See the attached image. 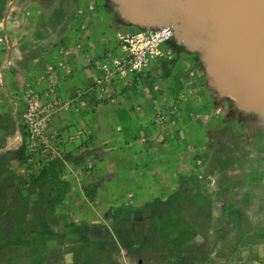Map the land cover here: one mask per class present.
Wrapping results in <instances>:
<instances>
[{"label":"crops","instance_id":"obj_1","mask_svg":"<svg viewBox=\"0 0 264 264\" xmlns=\"http://www.w3.org/2000/svg\"><path fill=\"white\" fill-rule=\"evenodd\" d=\"M75 1L33 0L31 16L21 0L7 9L8 23L30 30L19 43L64 59L40 83L66 108L52 116L53 145L26 184L1 186L0 176V264H97L98 250L106 260L110 231L156 226L148 204L173 187L185 143L201 140L208 96L193 63L170 49L133 70L123 28Z\"/></svg>","mask_w":264,"mask_h":264},{"label":"rangeland","instance_id":"obj_2","mask_svg":"<svg viewBox=\"0 0 264 264\" xmlns=\"http://www.w3.org/2000/svg\"><path fill=\"white\" fill-rule=\"evenodd\" d=\"M12 1L0 0V176L1 186L16 177L17 187H23L31 165L46 162L53 145L52 116L66 108H60L54 88H42L40 83L48 65L60 66L64 59L51 58L45 44L18 42L30 30L6 21ZM21 2L28 9L33 0ZM74 3L95 12L101 8L99 0ZM33 12L28 9L27 14ZM14 14L11 21L21 16ZM157 48L171 49L164 42ZM123 50L128 58L134 51L145 52L147 65L158 56L142 40H133ZM176 54L191 61L197 71L196 62ZM206 92L201 140L185 143L187 155L184 162L178 161L181 172L173 187L161 194V201L148 204L156 226L145 234L135 229L110 231V257L105 260L98 250L97 264H264V140L242 137L245 124L236 116L229 119L228 103L215 104ZM168 194L173 198L167 200Z\"/></svg>","mask_w":264,"mask_h":264},{"label":"water","instance_id":"obj_3","mask_svg":"<svg viewBox=\"0 0 264 264\" xmlns=\"http://www.w3.org/2000/svg\"><path fill=\"white\" fill-rule=\"evenodd\" d=\"M114 27L168 28L215 104L264 139V0H99Z\"/></svg>","mask_w":264,"mask_h":264},{"label":"built area","instance_id":"obj_4","mask_svg":"<svg viewBox=\"0 0 264 264\" xmlns=\"http://www.w3.org/2000/svg\"><path fill=\"white\" fill-rule=\"evenodd\" d=\"M171 35V31L168 28H159L152 31H136L131 28H123L117 32L118 40L122 43L123 47H127L128 44H132L133 40H142L143 45H151L155 48V55L161 56L162 49L157 48L158 44L167 40ZM133 56L129 57V63H131L132 69L141 71L142 67L147 65V56L145 52L137 54L136 51ZM46 150V148H44Z\"/></svg>","mask_w":264,"mask_h":264},{"label":"flooded vegetation","instance_id":"obj_5","mask_svg":"<svg viewBox=\"0 0 264 264\" xmlns=\"http://www.w3.org/2000/svg\"><path fill=\"white\" fill-rule=\"evenodd\" d=\"M164 43L166 44V42L164 41ZM172 50H174V52H178V53H180L181 51L179 50V49H176V48H172V47H170ZM234 116L235 115H230V113L229 112H227V117L229 118V119H232V118H234ZM246 126V134H244V136H242V137H244V138H246V139H248V140H252L253 138H259V139H262V140H264L260 135H258L255 131H253V130H251V129H249L248 128V126L247 125H245ZM243 135V134H242ZM239 137V136H238ZM239 138V139H244V138ZM236 140H237V138H236ZM236 140H234V141H236Z\"/></svg>","mask_w":264,"mask_h":264}]
</instances>
